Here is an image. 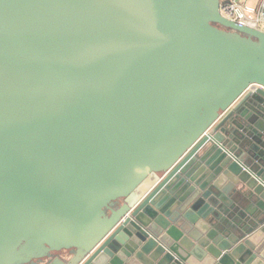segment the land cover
I'll use <instances>...</instances> for the list:
<instances>
[{
  "label": "water",
  "instance_id": "1",
  "mask_svg": "<svg viewBox=\"0 0 264 264\" xmlns=\"http://www.w3.org/2000/svg\"><path fill=\"white\" fill-rule=\"evenodd\" d=\"M0 264H264V30L0 0Z\"/></svg>",
  "mask_w": 264,
  "mask_h": 264
},
{
  "label": "built area",
  "instance_id": "2",
  "mask_svg": "<svg viewBox=\"0 0 264 264\" xmlns=\"http://www.w3.org/2000/svg\"><path fill=\"white\" fill-rule=\"evenodd\" d=\"M221 12L240 24L264 30V0L257 6H250L242 0H228L221 3ZM251 87H261L253 84Z\"/></svg>",
  "mask_w": 264,
  "mask_h": 264
},
{
  "label": "crops",
  "instance_id": "3",
  "mask_svg": "<svg viewBox=\"0 0 264 264\" xmlns=\"http://www.w3.org/2000/svg\"><path fill=\"white\" fill-rule=\"evenodd\" d=\"M220 1L221 3H223V2H227L228 0H220ZM242 1L250 6H257L260 3V0H242Z\"/></svg>",
  "mask_w": 264,
  "mask_h": 264
},
{
  "label": "rangeland",
  "instance_id": "4",
  "mask_svg": "<svg viewBox=\"0 0 264 264\" xmlns=\"http://www.w3.org/2000/svg\"><path fill=\"white\" fill-rule=\"evenodd\" d=\"M140 189V190H139ZM137 192H141L144 189V186L140 187Z\"/></svg>",
  "mask_w": 264,
  "mask_h": 264
}]
</instances>
